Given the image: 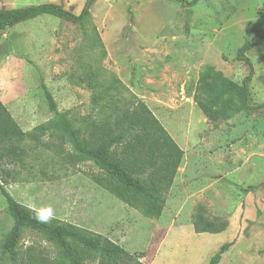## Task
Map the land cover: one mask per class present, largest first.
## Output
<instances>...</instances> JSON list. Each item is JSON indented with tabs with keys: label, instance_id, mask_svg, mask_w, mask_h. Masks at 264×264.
Instances as JSON below:
<instances>
[{
	"label": "rangeland",
	"instance_id": "1",
	"mask_svg": "<svg viewBox=\"0 0 264 264\" xmlns=\"http://www.w3.org/2000/svg\"><path fill=\"white\" fill-rule=\"evenodd\" d=\"M88 1L0 0V9L57 4L80 15ZM90 13L87 33L53 16L0 31L1 101L24 132L32 131L56 118L44 83L58 112L84 128V119L101 114L78 78L99 68V82H122L185 152L162 216L146 218L96 185L91 175L98 169L92 162L71 165L68 145L57 155L29 143L25 168L0 163V184L37 214L50 207L51 218L142 253L144 264H208L228 242L232 247L219 264H264V109L252 114L240 109L215 128L190 96L207 69L243 81L248 68L238 52L264 35V0H199L193 6L177 0H95ZM247 55L254 66L249 103L256 107L264 104V42ZM4 170L19 175L6 176ZM199 211L226 220V231L197 234L193 221ZM13 224L0 192V264H13L3 254ZM29 247L51 258L56 254L51 243L26 231L20 250Z\"/></svg>",
	"mask_w": 264,
	"mask_h": 264
},
{
	"label": "trees",
	"instance_id": "2",
	"mask_svg": "<svg viewBox=\"0 0 264 264\" xmlns=\"http://www.w3.org/2000/svg\"><path fill=\"white\" fill-rule=\"evenodd\" d=\"M94 1L89 0L80 15L57 4L1 8L0 31L42 16H53L80 24L87 33L85 26L91 21L90 6ZM177 1L188 6L199 2ZM97 39L102 45L101 39ZM263 42L264 35L239 50L238 60L248 68V74L241 83L233 82L213 69L199 74L190 96L215 128L221 122L231 119L240 109L249 114L264 109V104L253 107L249 103V84L254 76V66L247 55ZM89 47L93 49L95 44ZM99 71V68L90 70L78 78L79 84L92 92V105L101 114L99 119H84V128L76 127V123L67 114L58 112L53 95L44 83V95L50 110L56 113V118L32 131L24 132L0 100V163L17 164L21 169L25 168L29 143H33L37 149L44 147L53 150L57 155H61L68 145L70 152L67 160L71 165L92 162L98 169V172L91 175L96 185L125 205L138 210L144 217L159 219L185 152L143 100L119 80L99 82ZM44 136L53 140L43 142ZM2 173L11 177L19 175L12 170H4ZM2 183L5 182H1L0 192L6 199L7 212L14 221L3 245V254L13 264H144L141 261L142 253L131 254L103 235L55 218H50L47 223L38 222L37 213L18 203ZM193 227L197 234H219L226 231L228 222L209 219L199 211L194 217ZM26 231L51 243L56 254L52 258L43 253L36 254L32 247L21 252L20 244ZM231 247L230 242L222 245L208 264H219Z\"/></svg>",
	"mask_w": 264,
	"mask_h": 264
},
{
	"label": "clouds",
	"instance_id": "3",
	"mask_svg": "<svg viewBox=\"0 0 264 264\" xmlns=\"http://www.w3.org/2000/svg\"><path fill=\"white\" fill-rule=\"evenodd\" d=\"M52 216H53V211L49 207L46 210H42L41 212H39L36 216V219L40 223H47Z\"/></svg>",
	"mask_w": 264,
	"mask_h": 264
},
{
	"label": "crops",
	"instance_id": "4",
	"mask_svg": "<svg viewBox=\"0 0 264 264\" xmlns=\"http://www.w3.org/2000/svg\"><path fill=\"white\" fill-rule=\"evenodd\" d=\"M0 100H1V98H0ZM4 105H5V104H4ZM13 117H14V116H13ZM14 119L16 120V122L18 121L16 117H14Z\"/></svg>",
	"mask_w": 264,
	"mask_h": 264
}]
</instances>
